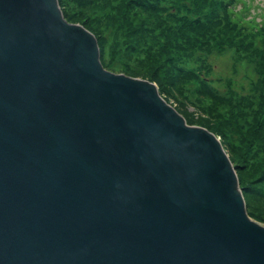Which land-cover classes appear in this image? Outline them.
<instances>
[{"label": "water", "instance_id": "water-1", "mask_svg": "<svg viewBox=\"0 0 264 264\" xmlns=\"http://www.w3.org/2000/svg\"><path fill=\"white\" fill-rule=\"evenodd\" d=\"M100 57L58 0H0V264H264L220 136Z\"/></svg>", "mask_w": 264, "mask_h": 264}, {"label": "trees", "instance_id": "trees-1", "mask_svg": "<svg viewBox=\"0 0 264 264\" xmlns=\"http://www.w3.org/2000/svg\"><path fill=\"white\" fill-rule=\"evenodd\" d=\"M58 1L66 20L79 22L95 35L104 67L112 69L106 62L105 45L108 35H112L115 45L121 46L122 52H117L113 57L122 55L126 58L127 66L123 70L155 81L159 93L165 96L168 95L167 85H184L186 80L194 79L208 83L201 72L187 66V57L195 51H223L234 47L240 56L247 51L252 54L254 49L261 50L264 55V45L258 47L252 36L243 31L245 26L234 19L232 10L242 0ZM236 12L246 16L243 10ZM262 68L264 72V64ZM263 86L261 84L257 90ZM235 93L230 89L225 113L214 114L217 113L215 110L210 111L216 116L212 122L191 120L184 116L187 123L205 126L220 136L236 169L247 213L263 224L264 98L262 96L258 100L254 96L251 103ZM220 94L214 90L206 95L215 104L218 99H224ZM248 131H254L250 142L246 137L241 138ZM234 135L240 136V139L234 138ZM238 159H241L240 164ZM242 161L245 163L242 164Z\"/></svg>", "mask_w": 264, "mask_h": 264}, {"label": "rangeland", "instance_id": "rangeland-1", "mask_svg": "<svg viewBox=\"0 0 264 264\" xmlns=\"http://www.w3.org/2000/svg\"><path fill=\"white\" fill-rule=\"evenodd\" d=\"M236 10H243L246 12V16L237 13ZM232 11L234 19L245 26L243 31L252 36V40L258 47H263L264 0H242V3L237 4L236 8L234 7ZM113 37L112 35H108L105 42L107 48L106 62L112 69L128 73L123 70L127 66L126 58L122 57V55L113 57L117 52L122 54L120 50L121 46L115 45ZM187 60V66L198 73L201 72L203 78L208 80V83L194 79L186 80L184 85H167L166 90L168 95L165 96L164 94V96L171 99L172 105L175 108L185 110L186 116L191 120H209L212 122L216 120V116H213L210 111L215 110L217 113L214 114L225 113L227 111V96L230 95V89L236 91L234 95L239 98L244 96L251 103L254 96L258 100H261L262 96L264 98V86L261 90H257V88L261 87V84L264 85V72H262L264 55H262L261 50L254 49L252 54L247 51L243 56H240L234 47L226 48L223 51H195L187 57ZM214 90L222 93L220 96L224 99H218L217 103L212 104L206 94ZM257 91L261 92L257 93ZM258 105L261 104L258 103ZM253 132L248 131L241 138L246 137L248 142H250L253 139ZM233 137L238 138V140L240 139V136L237 135ZM240 160H237L239 164ZM241 163L244 164L245 162L242 161Z\"/></svg>", "mask_w": 264, "mask_h": 264}]
</instances>
